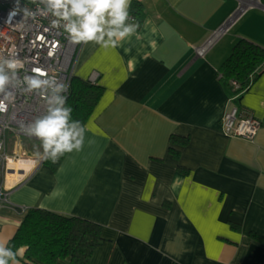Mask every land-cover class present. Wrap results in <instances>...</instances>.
<instances>
[{"label":"crops","instance_id":"0c3cea01","mask_svg":"<svg viewBox=\"0 0 264 264\" xmlns=\"http://www.w3.org/2000/svg\"><path fill=\"white\" fill-rule=\"evenodd\" d=\"M136 1L134 34L79 44L73 76L97 72L103 88L83 147L19 180L0 204V243L39 208L102 226L87 264H264L251 236L264 239V67L239 97L219 74L238 41L264 49V0ZM234 107L261 122L254 141L223 134Z\"/></svg>","mask_w":264,"mask_h":264},{"label":"clouds","instance_id":"9594fccd","mask_svg":"<svg viewBox=\"0 0 264 264\" xmlns=\"http://www.w3.org/2000/svg\"><path fill=\"white\" fill-rule=\"evenodd\" d=\"M47 5L43 15L51 13V27L62 29L73 44L95 42L103 47H116L119 41L131 36L139 27L127 23L131 0H41ZM26 15H34L26 13ZM107 37V39H106ZM24 68L16 58L0 57V112L7 110L5 100L14 99V91L35 93L45 103L46 114L36 116L32 122H20V131L40 141L36 155L41 160L55 163L64 153L80 151L84 144L85 127L71 117L67 105L69 85L40 68L32 69L21 77ZM26 86V87H24ZM63 93V95H61ZM42 148V153L39 151ZM17 252L0 243V264H18Z\"/></svg>","mask_w":264,"mask_h":264},{"label":"built area","instance_id":"2783aa9c","mask_svg":"<svg viewBox=\"0 0 264 264\" xmlns=\"http://www.w3.org/2000/svg\"><path fill=\"white\" fill-rule=\"evenodd\" d=\"M46 8L41 0H0V57L22 61L21 77L25 72L31 75L32 69L40 68L47 71L50 77L55 76L70 86L79 44L70 43L62 29L51 27L54 17L51 13L43 15ZM203 52V49H198L199 55ZM98 77L97 72H92L88 81L95 84ZM232 86L238 89L237 83L232 82ZM0 99H4L3 94H0ZM4 102L7 110L0 112V204L8 202L9 194L20 180H7L12 171L8 166L10 159H33L34 166L41 160L18 150L21 137L38 140L21 132L20 122L27 124L36 116L46 114L44 101L35 93L21 92L20 87L14 91V99ZM221 128L227 137L252 142L261 128V122L246 110L234 107L222 117ZM7 135L13 138L15 150L11 155L6 153Z\"/></svg>","mask_w":264,"mask_h":264},{"label":"trees","instance_id":"16d2710c","mask_svg":"<svg viewBox=\"0 0 264 264\" xmlns=\"http://www.w3.org/2000/svg\"><path fill=\"white\" fill-rule=\"evenodd\" d=\"M128 11L132 21L140 22L144 18L143 8L136 0H131ZM263 67L264 49L240 40L219 68L220 81L231 97H239L248 90ZM232 82L238 84V89H234ZM102 94L103 88L96 83L73 76L67 96V105L72 108V119L80 121L84 126ZM171 142L183 146L187 141L184 138L176 140L171 137ZM171 151L177 158L178 151ZM66 154L67 152L60 156L55 163L44 160V165L56 171ZM178 169L183 170L181 167ZM251 236L264 242L259 236ZM103 243L102 226L99 224L79 217L31 208L26 211L19 228L6 247H11L17 253L24 249L21 258L23 264H55L65 259L72 264H87L95 249Z\"/></svg>","mask_w":264,"mask_h":264},{"label":"bare ground","instance_id":"6f19581e","mask_svg":"<svg viewBox=\"0 0 264 264\" xmlns=\"http://www.w3.org/2000/svg\"><path fill=\"white\" fill-rule=\"evenodd\" d=\"M11 174H9L8 182H15L21 179L34 166L33 159H10L8 164Z\"/></svg>","mask_w":264,"mask_h":264},{"label":"rangeland","instance_id":"374dc122","mask_svg":"<svg viewBox=\"0 0 264 264\" xmlns=\"http://www.w3.org/2000/svg\"><path fill=\"white\" fill-rule=\"evenodd\" d=\"M13 138H11L10 135H7V148H6V153L11 155L12 151H13ZM20 143L25 146L27 149L29 148L30 152L36 154L37 152V148L40 144L39 140H35V139H29L26 137H21L20 138ZM39 151L42 153L43 149L39 148Z\"/></svg>","mask_w":264,"mask_h":264},{"label":"snow or ice","instance_id":"6c2138e0","mask_svg":"<svg viewBox=\"0 0 264 264\" xmlns=\"http://www.w3.org/2000/svg\"><path fill=\"white\" fill-rule=\"evenodd\" d=\"M41 39H42V37H41Z\"/></svg>","mask_w":264,"mask_h":264}]
</instances>
